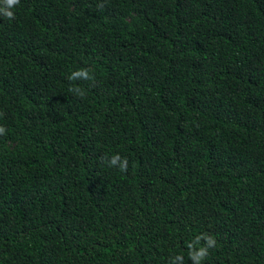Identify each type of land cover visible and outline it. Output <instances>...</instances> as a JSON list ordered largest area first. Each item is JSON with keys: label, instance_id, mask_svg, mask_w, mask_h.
<instances>
[{"label": "trees", "instance_id": "obj_1", "mask_svg": "<svg viewBox=\"0 0 264 264\" xmlns=\"http://www.w3.org/2000/svg\"><path fill=\"white\" fill-rule=\"evenodd\" d=\"M0 16V264H264V0H20ZM93 81H69L77 68ZM72 84L83 99L68 91ZM126 157V171L104 157Z\"/></svg>", "mask_w": 264, "mask_h": 264}, {"label": "clouds", "instance_id": "obj_2", "mask_svg": "<svg viewBox=\"0 0 264 264\" xmlns=\"http://www.w3.org/2000/svg\"><path fill=\"white\" fill-rule=\"evenodd\" d=\"M19 3L20 0H0V16L7 19H15V13L12 9H14ZM67 79L69 81H93L94 76L92 75L90 69L81 67L73 70L68 75ZM68 91L81 99H83L86 95L85 91L76 84H72ZM5 133V126L0 125V135ZM104 160L109 167H118L120 171L127 170V158L121 157L119 153L112 155L110 158L105 156ZM185 246L187 249V256L191 260L192 264H202L205 258L209 255V249L216 246V240L212 235L200 233L195 235L193 239L186 241ZM170 264H184V256L179 253L171 256Z\"/></svg>", "mask_w": 264, "mask_h": 264}]
</instances>
